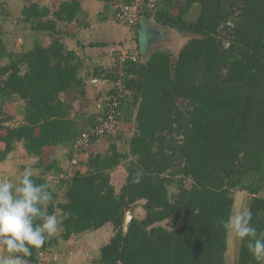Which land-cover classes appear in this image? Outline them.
<instances>
[{
  "label": "trees",
  "instance_id": "obj_1",
  "mask_svg": "<svg viewBox=\"0 0 264 264\" xmlns=\"http://www.w3.org/2000/svg\"><path fill=\"white\" fill-rule=\"evenodd\" d=\"M154 2L145 0L153 6H142L143 20L188 41L175 57L135 50L137 61L125 63L119 110V122H131V135L110 136L102 153L83 149L78 165L85 171L70 178L55 150H69L98 115L78 110L72 118L59 95L75 88L79 99L94 104L112 92L85 97V80L71 64L75 55L64 52L60 39L48 49L23 40L8 49L0 27V163L16 151L32 157L33 179L53 193L47 211L59 209L62 220L61 232L34 249L28 264H39L61 242L106 228L112 235L94 264H224L228 231L218 221L232 214L236 190L251 196L253 224L264 233V198L257 196L264 187V0ZM79 12V0H60L53 10L32 3L21 8L17 22L29 33L54 36L59 23H74ZM139 26L138 20L131 27L135 43ZM91 74L108 85L115 80L105 69ZM17 101L13 126L16 116L4 106ZM120 166L126 175L117 190L111 176ZM139 170L144 176L135 183ZM58 188L62 201L56 203ZM139 202L143 217L131 218L125 229L126 214ZM165 221L171 226H162ZM235 264L263 263L240 240Z\"/></svg>",
  "mask_w": 264,
  "mask_h": 264
},
{
  "label": "rangeland",
  "instance_id": "obj_2",
  "mask_svg": "<svg viewBox=\"0 0 264 264\" xmlns=\"http://www.w3.org/2000/svg\"><path fill=\"white\" fill-rule=\"evenodd\" d=\"M27 1V0H25ZM151 2H157L159 0H148ZM23 0H7L2 2L0 4V27L2 28V31L4 32L3 40L5 45L8 49H14L16 46L19 47L18 44L22 43V37L23 35H27L25 32V25L18 24V17L20 16V8L22 6ZM154 2V3H155ZM155 7V6H154ZM1 9H3L1 11ZM111 11V10H110ZM112 12V11H111ZM197 11H192L190 13V17L196 16ZM114 16V15H113ZM4 17V19H2ZM110 17L112 15L110 14ZM193 19V18H192ZM115 20V18H114ZM116 22V23H115ZM113 23V27L117 25V29L123 33V38H125V35L132 30L131 27H128L123 24H117L118 22L115 20ZM149 23L143 22V25L148 28L149 38L146 30H143L141 36L138 35V45L133 40H123L125 43L124 48L127 50H140L141 53H143V48H147V51L144 52V57L149 55V53L155 51V50H164L168 51L173 57H175L179 50L182 48V46L188 41V37L184 35H180L178 33L171 32L167 29H160L158 26H156L152 20L149 21ZM153 25V26H152ZM114 29V28H113ZM138 32H140L138 30ZM122 35V34H121ZM107 39L110 38V36H106ZM30 41L28 39L27 44H29ZM138 46V48H137ZM119 48V47H117ZM2 63H5L4 61ZM101 88H106L105 84L99 85ZM110 88V87H109ZM108 88V89H109ZM94 98L93 94H90L88 96V99L92 101ZM20 102H14L10 103L4 106V110L8 113H13L16 116V119L13 121L12 125L17 126L19 122V115H18V109ZM124 119V118H123ZM132 125L131 122H126L125 120H121L119 122V125L112 135L105 136L100 138L94 145L96 148H90L89 152L96 151L99 152L98 149H100V153L104 152L108 146V144L111 142V137L117 134H120L121 139H128V137L132 133ZM110 141V142H109ZM119 149L123 152L127 151V145L123 142H119ZM63 154V157L65 159V163H68V154L66 156V152L61 153ZM57 156V154H56ZM58 157V156H57ZM58 159V158H57ZM34 159L26 154H24L21 151H16L14 153H11L7 160L0 163V178H10V179H17L21 173L24 172L26 169H33ZM66 165V164H65ZM79 168V166H78ZM81 170V169H77ZM76 170V171H77ZM37 172L33 169V174H36ZM125 170L123 166H120L116 169V171L113 173L112 176V183L114 187L118 190L125 178ZM47 179L53 184L54 186L58 185V180L56 178L47 177ZM189 182H185V185L188 186ZM56 189V188H55ZM170 192L175 193V189H170ZM56 194L58 199L56 200L58 202L62 201V191L60 188L56 190ZM258 197L264 198V187L263 189L258 193ZM233 209L232 213L240 208L241 206H244L246 208L249 207V203L251 201V196L245 192V191H234L233 192ZM129 213V216L131 218L141 219L144 215V211L141 209V202H139L133 209V211ZM131 220V219H130ZM162 226L170 227L171 221H165L161 223ZM61 231H58V233ZM57 233V234H58ZM112 235L111 228H106L102 231H98L97 233L92 234H86L82 236H76L73 237L65 242L59 243L57 247H54V249H60V252L53 255V260L57 259V255L61 258V261L63 264H94V258L98 254V248L107 241V239ZM239 244L240 240L234 236L233 233L228 231V237H227V251L224 256V264H235L237 257H238V251H239ZM0 252H2L0 250ZM1 254V253H0ZM66 259V260H65ZM262 263L264 264V260H262Z\"/></svg>",
  "mask_w": 264,
  "mask_h": 264
},
{
  "label": "clouds",
  "instance_id": "obj_3",
  "mask_svg": "<svg viewBox=\"0 0 264 264\" xmlns=\"http://www.w3.org/2000/svg\"><path fill=\"white\" fill-rule=\"evenodd\" d=\"M143 176V170L137 171L134 182L140 183ZM52 200L49 186L36 183L31 168L15 180L0 178V248L7 253L0 256V264H28L26 258L33 250L42 248L46 239L58 233L62 225L60 210L47 211ZM218 224L246 242L256 260H264V233L258 234L250 208L241 206Z\"/></svg>",
  "mask_w": 264,
  "mask_h": 264
},
{
  "label": "crops",
  "instance_id": "obj_4",
  "mask_svg": "<svg viewBox=\"0 0 264 264\" xmlns=\"http://www.w3.org/2000/svg\"><path fill=\"white\" fill-rule=\"evenodd\" d=\"M59 1L60 0H23L21 8L23 6H28L32 3H35L39 6L53 10ZM105 5L106 4L104 0H79L80 12L78 14L77 20L71 24L59 23V33L57 35L50 36L47 33H29L26 30L25 32L27 35H23L22 37L23 42L26 44L29 39V44L36 42L41 48L44 49L50 48L56 38L60 39L64 45V52H73L75 55V58L71 59V64L73 66L77 65L79 77L85 80L86 84L84 86V90L86 98H88L90 94L95 96L96 94L100 93V95L104 96L110 87V84L108 85V83L104 80L91 77V73L96 68L105 69L108 71V68L116 57L117 53L121 50H127L124 48L125 43L123 40H131L133 36V30H130L125 35V38H123V33L117 29V25L113 27V23L115 22L113 13L110 11L111 9L106 10ZM110 14L112 17H110ZM142 22L145 21L143 20ZM149 33L150 32L148 31L147 34ZM108 35L110 36L109 39L106 38ZM128 51L135 53V50ZM137 51L139 54L141 53L139 48ZM141 54L144 55V53ZM92 80L103 81L102 84H105L107 87L101 88L99 86L101 84H90V81ZM59 97L68 104L70 108V116L72 118L75 116V113L78 110H80L81 113L90 111L92 102H90L91 104H85V100L79 99V91L75 88L70 89L68 92L61 93ZM89 148H96V146L93 144L90 145ZM98 150L100 152V149ZM63 152H66L67 156L68 150L66 148L58 147L55 150V155L57 154L58 157H56L58 158L61 167L67 170L68 165L65 163L63 154L61 155ZM78 169H81L80 172L85 171L80 166ZM58 252H60V249L50 248L49 251L41 255L39 264H63L61 258L58 255L56 260L52 259L53 255L57 254ZM0 253V256L7 255L3 252Z\"/></svg>",
  "mask_w": 264,
  "mask_h": 264
},
{
  "label": "built area",
  "instance_id": "obj_5",
  "mask_svg": "<svg viewBox=\"0 0 264 264\" xmlns=\"http://www.w3.org/2000/svg\"><path fill=\"white\" fill-rule=\"evenodd\" d=\"M145 0H110L108 5L119 24L133 27L139 20L143 21L141 16L142 6ZM147 7H152V3H147ZM137 55L128 50H121L108 68L115 80L110 84V93L103 100L94 103L90 111L96 113V123L90 126L86 131L78 135L68 150L69 160L67 166V176L70 178L78 169L81 151L91 145L92 140L101 138L108 134L115 133L120 117L121 102L125 98V63L127 61H137Z\"/></svg>",
  "mask_w": 264,
  "mask_h": 264
},
{
  "label": "water",
  "instance_id": "obj_6",
  "mask_svg": "<svg viewBox=\"0 0 264 264\" xmlns=\"http://www.w3.org/2000/svg\"><path fill=\"white\" fill-rule=\"evenodd\" d=\"M145 25L146 24L143 25V22L142 21L140 22V26H139V31H140L139 32V36H141L143 30H146L148 32V28ZM147 36L149 38V34ZM150 36H151V33H150ZM141 49L144 50L143 53L147 51V48H143L142 47ZM102 82L103 81H100V80H92V81H90V84H102ZM130 219H131V217L129 216V213H127L126 214V217H125V229H126V226H127L128 222L130 221Z\"/></svg>",
  "mask_w": 264,
  "mask_h": 264
}]
</instances>
